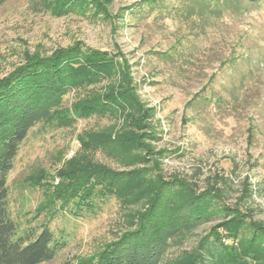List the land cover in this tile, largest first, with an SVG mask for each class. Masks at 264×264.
<instances>
[{
  "label": "rangeland",
  "instance_id": "obj_1",
  "mask_svg": "<svg viewBox=\"0 0 264 264\" xmlns=\"http://www.w3.org/2000/svg\"><path fill=\"white\" fill-rule=\"evenodd\" d=\"M55 1L7 0L0 7V76L24 63L28 54L51 56L74 46L105 51L125 62L130 86L150 114L147 131L159 130L160 139H146L147 146L176 151L156 165L153 159H138L144 151L114 157L109 151L117 149L92 146L88 136L105 130L112 138L120 128L136 137L140 130L127 116L139 115L137 110L81 114L72 126L39 123L32 128L8 174V202L19 232L36 236L45 224L53 230L59 252L42 264H114L108 258L110 245L134 228L136 210L148 201L132 200L139 191L122 194L126 202L117 195L84 200L92 180L67 193L83 176L70 170L83 165L90 172L99 166L150 170L201 190L215 184L227 204L264 222V2L245 14H228L197 34L174 23L132 16L131 8L140 0H97L99 12L91 7L62 16L51 10ZM213 75V83L202 91ZM118 79L72 88L63 106L73 110L82 98L105 92ZM142 174L150 181L149 172ZM245 186L251 197H244ZM221 220L178 235L165 264H194L195 246L215 230L222 232Z\"/></svg>",
  "mask_w": 264,
  "mask_h": 264
},
{
  "label": "trees",
  "instance_id": "obj_2",
  "mask_svg": "<svg viewBox=\"0 0 264 264\" xmlns=\"http://www.w3.org/2000/svg\"><path fill=\"white\" fill-rule=\"evenodd\" d=\"M6 1L0 0V7ZM262 2L264 0H140L130 13L137 18L174 23L204 34L226 15L248 13ZM97 3V0H56L51 10L62 16L78 10H93L91 7L98 9ZM25 60L0 76V264H42L53 260L59 252L55 234L48 224L36 236L21 233L9 210L8 174L21 144L37 124L68 127L73 125L76 115L102 116L137 110L139 115L127 116L128 123L140 130L136 137L120 128L112 138L105 130L88 136L92 146L115 148L117 150L109 151L114 157L131 150L144 151L138 159H153L156 165L176 151L147 146L146 139H160L159 130L147 131L150 114L130 86L124 61L105 51L79 46L57 50L51 56L28 54ZM115 77L119 78L116 84L105 92L93 91L76 103L73 110L63 106L64 97L72 88H87ZM213 81L214 75L202 91ZM88 140H82L84 147H88ZM146 154H153L155 158ZM82 161L87 164V160ZM141 170L119 171L99 166L98 170L90 172L85 165L70 170L73 175L82 172L83 176L77 180L79 183L69 186L67 193L92 180L90 188L85 189L84 200L117 195L120 201L126 202L122 194L134 191L139 193L132 200L148 197L146 205L135 212L134 228L110 245L108 258L113 259L114 264H165L166 253L178 235L188 234L216 218L222 219L218 224L222 232L215 230L195 246L194 264H264V222L227 204L224 192L217 185L208 184L201 190L197 184L181 178L167 180L157 172H154L156 176L150 170ZM145 172H149L150 181L144 178L142 173ZM243 194L251 197V189L245 186Z\"/></svg>",
  "mask_w": 264,
  "mask_h": 264
}]
</instances>
